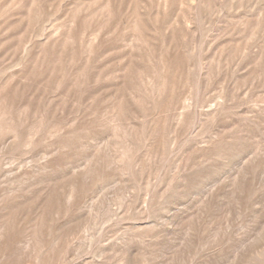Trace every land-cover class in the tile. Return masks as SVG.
<instances>
[{
	"label": "rangeland",
	"instance_id": "obj_1",
	"mask_svg": "<svg viewBox=\"0 0 264 264\" xmlns=\"http://www.w3.org/2000/svg\"><path fill=\"white\" fill-rule=\"evenodd\" d=\"M0 264H264V0H0Z\"/></svg>",
	"mask_w": 264,
	"mask_h": 264
}]
</instances>
